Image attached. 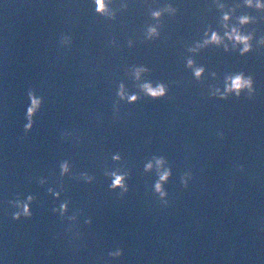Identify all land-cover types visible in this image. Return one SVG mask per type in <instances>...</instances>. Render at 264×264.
Masks as SVG:
<instances>
[{
  "label": "water",
  "instance_id": "1",
  "mask_svg": "<svg viewBox=\"0 0 264 264\" xmlns=\"http://www.w3.org/2000/svg\"><path fill=\"white\" fill-rule=\"evenodd\" d=\"M124 2L129 7L112 21L95 13L93 0H0V264H264V47L253 40L244 56L214 45L188 53L209 24L219 28L213 0L112 6ZM168 3L179 9L176 16L165 14L160 37L145 41L146 25L155 22L149 6ZM242 12L264 16L244 7L236 14ZM253 28L257 38L264 35V20L245 30ZM62 33L72 36L70 48L60 47ZM112 37L118 47L109 45ZM189 55L205 66L202 81L185 66ZM134 64L148 66L146 78L164 81L169 91L161 99L121 101L114 115L119 81L138 90L126 75ZM237 71L253 76L252 98L209 96V85L222 87L224 75ZM29 88L44 101L25 134ZM152 155L172 167L167 206L153 191L155 172H144ZM64 159L76 175L60 177ZM120 166L131 172L123 197L104 175ZM189 170L185 188L180 177ZM84 171L95 176L92 183L76 178ZM61 181L55 199L47 188L60 190ZM16 193L36 196L31 218L12 219L7 201ZM63 200L69 211L62 219L52 208ZM76 210L77 221H69ZM117 247L123 255L112 259L108 252Z\"/></svg>",
  "mask_w": 264,
  "mask_h": 264
},
{
  "label": "clouds",
  "instance_id": "2",
  "mask_svg": "<svg viewBox=\"0 0 264 264\" xmlns=\"http://www.w3.org/2000/svg\"><path fill=\"white\" fill-rule=\"evenodd\" d=\"M95 5V13L99 16L104 17L107 20L115 21L117 19V13L126 10L129 5L124 2L119 7H113V0H93ZM215 7L218 9L220 16L218 20L219 28L214 29L209 24L203 31V35L200 39L195 40L191 45L187 46V52L191 54H199L202 49L208 48L209 46L222 47L225 52H238L239 55L244 56L253 50V40L256 41V47H264V35L256 37V29L253 28L250 31H246L247 25L256 24L260 20H264V16H255L247 12L237 13V9L244 7L254 9L258 12L264 13V0H242L241 3L234 5H228L221 0H213ZM179 9L174 7L173 4L168 3L163 7L153 8L149 6V15L154 23H149L144 29L143 39L145 41H154L161 35L162 17L165 14L175 17ZM222 31V34H221ZM73 38L70 34L62 33L59 37V45L62 48H70L72 45ZM110 46L118 47V41L115 37H112L108 42ZM134 40L128 39L127 45L129 48L134 46ZM188 69H191L192 75L196 81H202L206 68L204 65H198L193 55L186 57V65ZM151 69L143 64L130 65L126 69V75H128L137 91H130L126 83L121 80L117 84L115 95L117 99L113 102V113L117 115L119 112V105L121 101H125L128 104L137 102L143 97L151 99L164 98L168 91L169 85L164 81H153L146 78V74L150 73ZM211 77L216 78L217 73L215 71L210 73ZM256 92L254 87V78L251 74H245L244 71H237L226 73L223 78V86L209 85V96L216 97L221 100H226L230 96L235 95L237 98L242 93H246L248 98H252ZM29 104L26 108L24 124V132L27 134L32 130L35 123V116L41 109L44 101V97L37 95L34 88H29L27 91ZM71 133L62 132L61 136H68ZM219 136H223V133H218ZM112 160L119 162L122 160L119 152L112 154ZM243 167V166H241ZM59 175L64 177L66 175L73 176L76 174L72 173V166L68 159H64L59 163ZM155 172L157 179L153 184V191L158 194L162 205L167 206L169 201L167 199L168 192L164 185L169 181L172 176V167L169 164L167 158L164 155H152L144 163V172L150 173ZM104 175L111 179V183L108 185L109 189H119L118 195L123 197L128 191L129 186L127 179L131 176L129 170H125L123 166L117 167L112 170L105 169ZM77 179H82L85 183H92L95 180V176L90 175L88 172H80ZM192 179V172L186 171L180 177V183L183 187L187 188L189 180ZM38 182L40 185L47 183V178L39 177ZM60 190L54 187H48L47 192L51 194L55 199H59L61 192L64 191L63 181H61ZM36 200V196L29 193L23 196L21 193H16L15 198L7 201L9 205L14 209L12 211V219L20 220L23 218H31L33 216L32 203ZM69 211V200H63L58 206L52 208V212L59 213L63 219ZM80 210H76L71 215H67V219L72 222H76ZM84 223L91 224V217L85 219ZM76 227L75 223L70 224L66 229L67 232L72 233ZM80 232L76 231L73 233L72 239L75 240L80 237ZM71 242V241H70ZM123 255V249L120 247L115 248L108 252V256L112 259H117Z\"/></svg>",
  "mask_w": 264,
  "mask_h": 264
}]
</instances>
